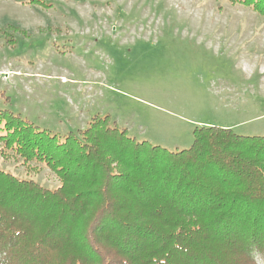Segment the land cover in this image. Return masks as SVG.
Wrapping results in <instances>:
<instances>
[{"label": "rangeland", "instance_id": "obj_1", "mask_svg": "<svg viewBox=\"0 0 264 264\" xmlns=\"http://www.w3.org/2000/svg\"><path fill=\"white\" fill-rule=\"evenodd\" d=\"M0 0V108L60 135L108 116L136 141L188 148L195 127L264 134V17L228 0ZM23 32H18V31ZM1 146V145H0ZM0 169L54 189L46 166Z\"/></svg>", "mask_w": 264, "mask_h": 264}, {"label": "trees", "instance_id": "obj_2", "mask_svg": "<svg viewBox=\"0 0 264 264\" xmlns=\"http://www.w3.org/2000/svg\"><path fill=\"white\" fill-rule=\"evenodd\" d=\"M228 1L264 17V0ZM13 28L0 30L12 45ZM192 136L170 151L99 115L60 135L0 108V156L59 180L0 169V264H264V134Z\"/></svg>", "mask_w": 264, "mask_h": 264}]
</instances>
